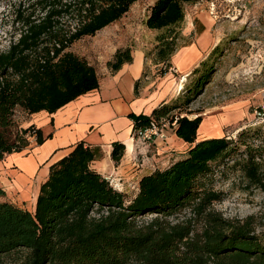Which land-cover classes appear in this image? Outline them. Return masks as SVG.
<instances>
[{"label":"trees","instance_id":"obj_1","mask_svg":"<svg viewBox=\"0 0 264 264\" xmlns=\"http://www.w3.org/2000/svg\"><path fill=\"white\" fill-rule=\"evenodd\" d=\"M138 1L35 0L29 8L40 7L38 17L29 9L18 12L23 29L0 53V161L29 148L33 136L38 145L49 138L33 125L19 128L18 108L54 114L99 89L95 68L69 49L122 19ZM200 1L157 0L151 8L146 27L160 34L145 56L163 67L158 76L168 72L180 49L185 7ZM65 17L74 23L64 26ZM221 50L217 45L192 71L176 99L134 118L133 134L178 117L175 133L189 145L167 168L144 176L135 195L120 192L92 169L96 153L84 142L50 166L32 212L9 202L0 186V264H264V222L254 216L226 219L214 209L224 200L215 178H225L231 168L242 173L248 189L264 190L262 126L240 129L237 141L227 135L197 141L203 116L184 115L210 84ZM131 62L132 49L121 48L108 67L117 72ZM124 152L123 144H114L113 161L120 162Z\"/></svg>","mask_w":264,"mask_h":264},{"label":"crops","instance_id":"obj_2","mask_svg":"<svg viewBox=\"0 0 264 264\" xmlns=\"http://www.w3.org/2000/svg\"><path fill=\"white\" fill-rule=\"evenodd\" d=\"M122 22L123 18L98 33L105 36L121 26ZM190 27L192 29L187 28L184 35L190 36L193 30L198 29L195 38L192 43L178 49L172 57V67L162 77L157 75L156 66L148 68V76L143 77L148 67L145 42L120 36L113 43L108 39L105 42L113 46L118 44L113 53L109 55L100 51L98 58L101 63L98 69L95 68L99 89L80 96L54 114L42 111L29 115L18 108L16 114L20 116L17 118L16 115L14 119L19 128L33 125L49 138L38 145L36 137H31L29 148L6 155L0 161V186L6 192V199L32 212L40 187L49 176L50 166L67 156L80 142L96 153L92 169L108 179L117 190L130 196L137 193L144 176L167 168L179 159L175 156L184 155L189 145L176 133H170L166 143L142 144L133 138V125L135 117L150 116L162 103L176 99L180 95V86L212 49L213 44L203 22ZM126 47L132 49V62L112 72L108 63L118 49ZM138 81L141 82L136 94ZM224 108L225 111L219 114L203 117L197 141L224 137L229 128L233 129L244 120L241 105ZM116 143L125 146L124 155L118 163L111 156ZM171 158L174 160L163 166Z\"/></svg>","mask_w":264,"mask_h":264},{"label":"rangeland","instance_id":"obj_3","mask_svg":"<svg viewBox=\"0 0 264 264\" xmlns=\"http://www.w3.org/2000/svg\"><path fill=\"white\" fill-rule=\"evenodd\" d=\"M34 1L0 0V53L8 50L11 42L18 39L23 29L17 20L19 11L29 9L27 14L35 12V17L40 15V7L29 8ZM156 1H138L123 17L122 25L113 32L105 36L103 33H97L95 36L85 37L75 42L69 51L97 69L101 63L98 58L100 51L110 55L118 46L117 43L115 46L105 43L107 39L113 43L120 36L132 40L137 38L145 42V54H152L160 32L149 30L145 23ZM200 21L205 25L213 44L206 58L217 45H220L222 50L210 84L206 86L203 95L185 110L184 115H216L225 111L224 107L238 104L244 112V120L233 129L229 128L225 135L237 141L241 133L237 132L240 129L262 126L264 130V0H201L195 5H187L181 37L178 40L179 48L192 43L198 29L193 30L190 36H185L184 31L187 28L192 29L190 26ZM62 23L67 27L74 22L65 17ZM151 67L153 64L148 60V68ZM162 68L158 66L155 70L158 72ZM190 82L189 79L180 86L181 94L182 89ZM16 115L17 118L20 116ZM255 143L260 142L256 140ZM242 151H239L236 157H239ZM180 156L175 157L177 159ZM173 160L174 158H171V161L163 166L169 165ZM224 177L215 178L214 187L224 193V200L217 203L214 209L226 219L243 220L254 216L257 222L263 223L264 190L253 187L248 189L239 170L231 168Z\"/></svg>","mask_w":264,"mask_h":264},{"label":"built area","instance_id":"obj_4","mask_svg":"<svg viewBox=\"0 0 264 264\" xmlns=\"http://www.w3.org/2000/svg\"><path fill=\"white\" fill-rule=\"evenodd\" d=\"M15 117L16 112L14 118ZM181 117H183V115H181ZM177 122L178 117L174 120L164 118L160 121H153L150 126L136 131L133 134V138L142 144H157V142L166 143L170 133H175V129L178 125Z\"/></svg>","mask_w":264,"mask_h":264}]
</instances>
